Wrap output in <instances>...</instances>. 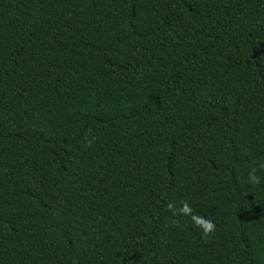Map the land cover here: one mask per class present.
Masks as SVG:
<instances>
[{"label":"trees","instance_id":"16d2710c","mask_svg":"<svg viewBox=\"0 0 264 264\" xmlns=\"http://www.w3.org/2000/svg\"><path fill=\"white\" fill-rule=\"evenodd\" d=\"M261 165L264 0H0V264H264Z\"/></svg>","mask_w":264,"mask_h":264},{"label":"clouds","instance_id":"9594fccd","mask_svg":"<svg viewBox=\"0 0 264 264\" xmlns=\"http://www.w3.org/2000/svg\"><path fill=\"white\" fill-rule=\"evenodd\" d=\"M264 167V165H261ZM248 182L251 184H259L260 183V177L256 174V168L253 167L249 173H248ZM169 209H173L174 211H177L174 209V206L169 203L168 205ZM179 213L185 216H191V219L194 223V225L198 228H200L205 235L211 233L214 231L215 225L211 220L205 219L202 216H199L197 214H194L191 207L187 202H182L181 207L178 209Z\"/></svg>","mask_w":264,"mask_h":264}]
</instances>
